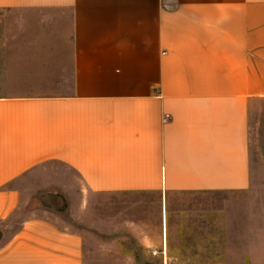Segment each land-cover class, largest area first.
<instances>
[{"label": "crops", "instance_id": "crops-1", "mask_svg": "<svg viewBox=\"0 0 264 264\" xmlns=\"http://www.w3.org/2000/svg\"><path fill=\"white\" fill-rule=\"evenodd\" d=\"M260 102L264 0H0V264H93L51 216L9 232L19 181L48 163L94 194L159 195L162 225L137 234L170 264L173 194L250 188Z\"/></svg>", "mask_w": 264, "mask_h": 264}, {"label": "rangeland", "instance_id": "rangeland-1", "mask_svg": "<svg viewBox=\"0 0 264 264\" xmlns=\"http://www.w3.org/2000/svg\"><path fill=\"white\" fill-rule=\"evenodd\" d=\"M252 184L244 192H181L167 204L170 264H249L264 255V102L250 112ZM21 206L9 219L14 233L28 218L51 216L91 242L93 264H139L151 255L141 246L140 225L150 236L162 225L157 194H94L79 176L48 163L19 181ZM164 221V220H163Z\"/></svg>", "mask_w": 264, "mask_h": 264}, {"label": "built area", "instance_id": "built-area-1", "mask_svg": "<svg viewBox=\"0 0 264 264\" xmlns=\"http://www.w3.org/2000/svg\"><path fill=\"white\" fill-rule=\"evenodd\" d=\"M169 118V116L168 115H166L165 117H164V121H166L167 119ZM162 254H163V256L165 257V255H166V247H165V244L163 245V249H162ZM156 252H154V254H155Z\"/></svg>", "mask_w": 264, "mask_h": 264}]
</instances>
